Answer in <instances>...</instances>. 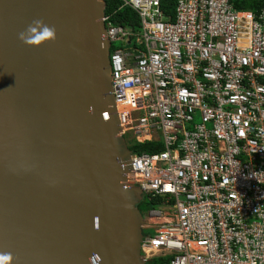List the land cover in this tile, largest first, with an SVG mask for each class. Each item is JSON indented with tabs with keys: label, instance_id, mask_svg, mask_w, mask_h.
Listing matches in <instances>:
<instances>
[{
	"label": "built area",
	"instance_id": "2783aa9c",
	"mask_svg": "<svg viewBox=\"0 0 264 264\" xmlns=\"http://www.w3.org/2000/svg\"><path fill=\"white\" fill-rule=\"evenodd\" d=\"M120 1L139 17L138 30L105 17L121 134L163 146L131 151V184L159 201L144 260L264 264V1L255 14L175 0L173 15Z\"/></svg>",
	"mask_w": 264,
	"mask_h": 264
},
{
	"label": "water",
	"instance_id": "95a60500",
	"mask_svg": "<svg viewBox=\"0 0 264 264\" xmlns=\"http://www.w3.org/2000/svg\"><path fill=\"white\" fill-rule=\"evenodd\" d=\"M106 8L0 0V252L13 264H147ZM36 19L55 27V41H20Z\"/></svg>",
	"mask_w": 264,
	"mask_h": 264
},
{
	"label": "trees",
	"instance_id": "16d2710c",
	"mask_svg": "<svg viewBox=\"0 0 264 264\" xmlns=\"http://www.w3.org/2000/svg\"><path fill=\"white\" fill-rule=\"evenodd\" d=\"M235 7L239 10H250L253 11L255 14H259L263 7L264 0H232ZM107 4L106 8V15L110 16V21H112L115 25H120L126 28H133L138 30L139 28V17L135 11L130 8L123 7L121 8L122 2L120 0H105ZM175 0H161V6L167 13L173 15ZM130 150L134 153H154L163 151V146L152 143L146 144H138L134 143L130 145ZM159 204V201L154 198H150L147 196H143L142 201L138 205V209L140 210L141 214L146 217L147 213L155 209ZM159 261L155 259L154 264L158 263Z\"/></svg>",
	"mask_w": 264,
	"mask_h": 264
},
{
	"label": "clouds",
	"instance_id": "9594fccd",
	"mask_svg": "<svg viewBox=\"0 0 264 264\" xmlns=\"http://www.w3.org/2000/svg\"><path fill=\"white\" fill-rule=\"evenodd\" d=\"M18 38L30 47H39L47 41H55L56 30L54 26L47 25L41 19H36L18 34ZM13 259L11 252H0V264H13Z\"/></svg>",
	"mask_w": 264,
	"mask_h": 264
},
{
	"label": "rangeland",
	"instance_id": "374dc122",
	"mask_svg": "<svg viewBox=\"0 0 264 264\" xmlns=\"http://www.w3.org/2000/svg\"><path fill=\"white\" fill-rule=\"evenodd\" d=\"M196 120L198 121L199 120V117H197L196 118ZM155 221H153V220H149L148 218L145 220V224H144V226H146L147 224H151V223H154ZM150 232H152V231H150Z\"/></svg>",
	"mask_w": 264,
	"mask_h": 264
}]
</instances>
